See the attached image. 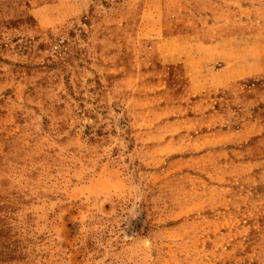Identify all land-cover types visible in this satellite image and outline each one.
Masks as SVG:
<instances>
[{
	"label": "rangeland",
	"instance_id": "obj_1",
	"mask_svg": "<svg viewBox=\"0 0 264 264\" xmlns=\"http://www.w3.org/2000/svg\"><path fill=\"white\" fill-rule=\"evenodd\" d=\"M0 264H264V0H0Z\"/></svg>",
	"mask_w": 264,
	"mask_h": 264
},
{
	"label": "crops",
	"instance_id": "obj_2",
	"mask_svg": "<svg viewBox=\"0 0 264 264\" xmlns=\"http://www.w3.org/2000/svg\"><path fill=\"white\" fill-rule=\"evenodd\" d=\"M196 62H198V61H196ZM190 63H194V62L191 61Z\"/></svg>",
	"mask_w": 264,
	"mask_h": 264
}]
</instances>
